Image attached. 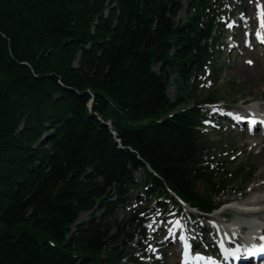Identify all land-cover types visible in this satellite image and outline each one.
<instances>
[{"label": "trees", "instance_id": "trees-1", "mask_svg": "<svg viewBox=\"0 0 264 264\" xmlns=\"http://www.w3.org/2000/svg\"><path fill=\"white\" fill-rule=\"evenodd\" d=\"M188 5L180 24L183 0H0V264H142L137 196L213 213L251 179L200 130L221 0Z\"/></svg>", "mask_w": 264, "mask_h": 264}, {"label": "rangeland", "instance_id": "rangeland-1", "mask_svg": "<svg viewBox=\"0 0 264 264\" xmlns=\"http://www.w3.org/2000/svg\"><path fill=\"white\" fill-rule=\"evenodd\" d=\"M188 1L189 0H184L185 3H187ZM235 6H237L238 10H245L244 8L248 9L247 12H250L249 15L252 14L251 16H254V18H256L257 8L255 10V7H252L253 5L250 0L248 3L245 2V0H235L234 4H232V8L228 9L227 11L225 17L226 20L228 19V15L235 11ZM177 22L180 24H183L185 22V14H183V12L178 16ZM223 33L225 34V32ZM223 33L219 50L216 55V75L214 77H211L212 79L207 81L206 84L202 87L200 96L202 97L205 94V91L213 92L224 102V105L233 109L240 108L242 101H247L244 104H247L248 102L253 103V101H258V103L261 104L260 106H264V51L262 50V48H260L258 51H248L247 53H243L241 50L230 51L229 49L225 48V44L229 42V38L225 37V35L223 36ZM240 45L243 46V43ZM248 61H251V63H248ZM156 71L159 72L160 67H158ZM173 89L174 87L172 89L171 87L169 88L168 95L171 99L175 100V89ZM149 122V120H146L140 122L124 121L123 123L129 129H137ZM208 132L211 133L210 138L211 141L214 142L216 148L217 153L215 152V154L219 157L228 156L227 159H229L228 161L230 162L235 159L233 163L234 171L239 167H246L247 170L254 172V176L251 182L245 186L244 194L247 196V198L253 196L254 194V196L252 198H249L247 202H249L250 199L257 198L260 193L252 189L257 183H259V179H262V181H264V159L260 158L261 154H257V148L254 149L251 147V140L245 141V137L251 136H244L232 132L231 130H223L219 128L211 131L208 130ZM260 148L261 147H259V151ZM140 176L141 172L136 174V180H140ZM238 187H241V184H235L234 188L238 189ZM240 196L241 195L233 194L230 200L240 201L242 200L240 199ZM141 200L142 202L139 209L143 211L145 209L146 203L145 201H143V199ZM167 202L171 204L170 200H165L160 203L153 202L149 208L153 211L160 210L165 207V203ZM228 204H232V202ZM220 211L221 210L215 212L213 215H216ZM89 215L90 213L81 214V216L79 217L80 222L78 223L84 224L88 222L90 219ZM128 216V211L120 210L115 216L112 217L110 221L112 223L116 222L117 224H123ZM100 217L101 214H98L96 216L97 219H99ZM193 223L194 220H191L190 224L193 225ZM149 225L150 224H148L146 227H148ZM201 225L207 226L208 224L202 222ZM75 230L76 228H73V231ZM156 230V225H154L152 229L149 230V240L151 243L150 254H153L154 251H156L157 256L162 257V259L165 261V264H178L180 262L178 244L175 242H168L166 239V241L168 242L169 254L173 255V253H176L178 257L169 256L167 254L166 248L167 243H164L165 237L167 236V234L169 235V231L167 229L165 230L164 228H162L160 232H156ZM115 233L116 231H114L112 234L114 235ZM199 242L201 243V245H205L203 240H199ZM159 244H161L162 248H159ZM156 248L158 249V251ZM125 263L126 261L122 264Z\"/></svg>", "mask_w": 264, "mask_h": 264}, {"label": "bare ground", "instance_id": "bare-ground-1", "mask_svg": "<svg viewBox=\"0 0 264 264\" xmlns=\"http://www.w3.org/2000/svg\"><path fill=\"white\" fill-rule=\"evenodd\" d=\"M247 1V0H246ZM257 4H261V1ZM257 8V5H255V9ZM250 9V8H249ZM250 13V12H249ZM248 13V16L249 18L246 19L244 21V24H246L247 26L258 30L259 29V21L256 16V18H254V16H251L249 15ZM257 15V14H256ZM250 72V71H249ZM171 89L173 88L172 86H170ZM169 90V89H168ZM263 105V104H262ZM249 108L253 107H257V108H261L264 110V106H256L255 104L253 103H249L248 104ZM240 109V108H239ZM241 110V109H240ZM223 116V119L224 120H227L226 118L228 117V115L224 114L222 115ZM114 134V133H113ZM247 136H250V135H247ZM246 140H251L250 144H251V147L252 148H260V151L258 152L259 154H261V159H264V136L260 135L258 131L254 132L253 135H251V137H245V141ZM247 143V142H246ZM249 143V142H248ZM251 150V149H250ZM264 163V162H263ZM264 165V164H263ZM138 181V180H137ZM252 190H255V191H258L260 194L257 198H253V199H250L251 201H249V203H253V204H249V205H246L245 207H243L241 210L238 209H234V205L233 204H226V206L223 207V210H228V211H231V212H235L236 215H239V216H244V217H247L248 219H251V220H254L255 222H257L258 220H261V224L264 226V181H262V179H259V183H257ZM254 191V192H255ZM256 193V192H255ZM241 199V198H240ZM243 200V199H242ZM232 202V201H231ZM187 207V206H186ZM188 208V207H187ZM189 210V209H188ZM219 214V213H218ZM214 220V219H212ZM79 222H80V218H79ZM210 227L212 228V225H210ZM165 229V228H164ZM73 230V228H72ZM166 230V229H165ZM161 231V230H160ZM159 231V232H160ZM226 231L228 233H230V229L227 227L226 228ZM175 242L178 244V249H179V256L181 257V261H182V250L180 249V241L178 238H173L172 235H168L165 237V240H164V243L167 245L166 248H167V254L169 256H177L176 253H173V255L169 254V249H168V242ZM178 257V256H177Z\"/></svg>", "mask_w": 264, "mask_h": 264}, {"label": "snow or ice", "instance_id": "snow-or-ice-1", "mask_svg": "<svg viewBox=\"0 0 264 264\" xmlns=\"http://www.w3.org/2000/svg\"><path fill=\"white\" fill-rule=\"evenodd\" d=\"M257 19L259 21V29L255 32L257 40L264 44V5L257 4ZM248 63H251V61H248ZM237 119L244 121L248 129L252 131L254 127L259 124H264V121H257L254 117H237ZM174 227L179 229L181 228V222L179 220L174 221ZM170 235H174L172 228L170 227L168 229ZM180 241L184 245V260L183 264H218V261L215 258L207 257L203 254H196L194 257L191 254V246L188 243V238L185 235H180L179 237ZM149 250H151V246H149ZM224 253L226 256H231L233 259H240L239 251H231L227 248L224 249ZM259 253H264V247L259 248H253L248 250L247 256H253L255 257ZM247 256L244 258L246 259Z\"/></svg>", "mask_w": 264, "mask_h": 264}]
</instances>
